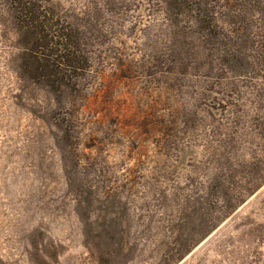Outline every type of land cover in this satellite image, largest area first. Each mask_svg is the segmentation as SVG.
Wrapping results in <instances>:
<instances>
[{
	"label": "rangeland",
	"instance_id": "1",
	"mask_svg": "<svg viewBox=\"0 0 264 264\" xmlns=\"http://www.w3.org/2000/svg\"><path fill=\"white\" fill-rule=\"evenodd\" d=\"M26 1L0 0V264H264V0H32L82 33L61 88Z\"/></svg>",
	"mask_w": 264,
	"mask_h": 264
},
{
	"label": "trees",
	"instance_id": "2",
	"mask_svg": "<svg viewBox=\"0 0 264 264\" xmlns=\"http://www.w3.org/2000/svg\"><path fill=\"white\" fill-rule=\"evenodd\" d=\"M16 18L20 30L31 41L24 56L26 65H34V71L29 75L38 81L43 78L52 88L65 85L76 87V79L90 68V59L79 29L74 27L68 33L57 22L53 31L51 19L32 0H27L24 7L18 10Z\"/></svg>",
	"mask_w": 264,
	"mask_h": 264
}]
</instances>
